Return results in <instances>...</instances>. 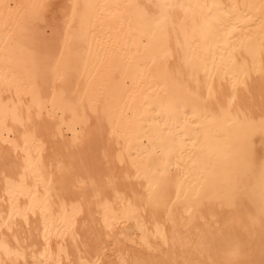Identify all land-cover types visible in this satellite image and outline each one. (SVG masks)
<instances>
[{
    "label": "bare ground",
    "instance_id": "obj_1",
    "mask_svg": "<svg viewBox=\"0 0 264 264\" xmlns=\"http://www.w3.org/2000/svg\"><path fill=\"white\" fill-rule=\"evenodd\" d=\"M45 15L53 46L33 28ZM262 67L264 0H0V139L11 140L0 154L5 166L32 160L24 182L15 180L19 167L9 173L13 185L0 176V259L18 249L28 264L70 257L76 264L94 242L117 264L128 254L141 264H264V175L245 153L252 129L234 118H203L216 98L209 87L223 95L221 83L243 79L245 70L256 71L250 93L240 96L259 118ZM197 80L192 91L189 81ZM97 110L103 123L73 147L67 131L86 126ZM193 112L202 117L195 123ZM38 114L46 150L29 141L16 154L22 125L29 115L37 123ZM105 146L113 166L122 151L139 172L137 186L147 196L151 185L153 194L130 222L125 200L110 207L112 234L100 225L95 190L78 183ZM70 189L79 217L64 205Z\"/></svg>",
    "mask_w": 264,
    "mask_h": 264
},
{
    "label": "snow or ice",
    "instance_id": "obj_2",
    "mask_svg": "<svg viewBox=\"0 0 264 264\" xmlns=\"http://www.w3.org/2000/svg\"><path fill=\"white\" fill-rule=\"evenodd\" d=\"M53 10L56 6L53 5ZM159 7H175V5H160ZM51 23L49 16L45 15L43 19L37 18L33 24V28L36 30L37 35H41V39L44 45L53 46L55 41L54 38L49 40L48 25ZM74 26V25H73ZM53 27H55L53 25ZM256 70H245L243 72V79L233 78L230 83L222 82L221 89L223 90V95L220 92H217L214 85L209 87V97L213 93H216L215 101L211 104L209 109L208 105H205L203 118L205 119H222L225 117L234 118L239 120L241 123H244L246 126H250L252 131L248 137L245 153H246V162L249 166H255L258 168L262 175H264V155H257L264 150V109H262L259 118L251 114V109L245 107L243 98L240 96L241 90H246V94L250 93L249 80L251 79L252 73ZM256 75L261 78V81L264 82V67H262ZM197 87H201L200 82L197 80L195 84L189 81V88L192 91H196ZM239 102V103H238ZM30 112V110H29ZM234 114V115H233ZM193 123L196 120L201 119V116H197L193 112ZM37 123L33 124L31 116L29 115V120L25 123L32 126V132L29 133L25 129V124L22 125L23 132L21 134V144L17 146L14 151L16 154H21V145L27 146L28 142L32 143L39 142L44 145V150H46L47 145L44 142L42 133L46 131L42 123V115H37ZM96 121H100L101 124L104 121L103 115L100 111L97 110L95 117H90L86 126L81 128L77 126L75 130L69 129L67 131V136L73 147H81L82 145L88 143L92 138V128ZM98 126V125H97ZM57 138L63 139L65 130L61 126L57 128ZM115 142V137H114ZM257 143L260 145L259 148L256 147ZM0 144H11V140L0 139ZM118 147V145H117ZM107 146L104 148L103 155L99 154V150H96L95 159L90 158L87 163V180L80 179L78 181L80 186L91 185L95 190L94 199L98 200L97 212L100 216V225L104 232L112 234L115 229L118 228L117 222L110 219L108 215V209L110 207H115L119 204L120 200H125L127 202L126 216L129 220L134 216L135 211H138L140 208L147 207L148 203L153 200V194L151 192V185L148 186V194L145 195V187L141 183L139 186L138 182L141 180L138 170L123 156L122 151L114 153L115 166L111 163V160L108 156ZM4 154H0V176L4 177L5 185H13V177L9 173H15L19 167V174L15 177L16 181L24 182L25 175L27 171V166H30L32 163L30 155H26L24 160L20 162V165L11 164L5 166ZM96 160H99V164L96 163ZM105 164L108 166L105 167ZM127 165V168L125 167ZM124 170V171H121ZM125 183H121V179ZM131 190L135 196V202L128 197L127 193ZM73 191L70 189L66 193V199L64 201L65 206H71L73 209V214L76 217L83 215V209L79 205V201L73 198ZM242 190L237 191V195H240ZM4 201H0L2 203ZM18 204V200L16 201ZM173 201L171 197L168 198L167 204L165 205V211H167V205L172 204ZM155 211V208L153 209ZM168 227V224L165 223V228ZM10 231V229H9ZM159 231V229H157ZM44 239V237H41ZM110 238V236H109ZM16 243L19 245V240H16ZM45 247L50 245V239L44 240ZM61 255L64 254V249L60 246ZM87 254H79L76 260V264H117V259L115 256L108 255V247H97L94 242H89L87 245ZM15 256L17 259L13 260L12 257ZM99 258V259H97ZM28 257L23 256L18 249L9 252L8 259H0V264H19L20 261H23V264H28ZM33 264H35V258H33ZM60 264H73L72 258L70 257L67 261L64 259L60 260ZM119 264H141V261L137 258H134L131 254L123 255L119 260Z\"/></svg>",
    "mask_w": 264,
    "mask_h": 264
}]
</instances>
